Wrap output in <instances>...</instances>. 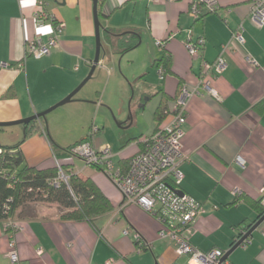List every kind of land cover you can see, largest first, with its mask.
I'll return each mask as SVG.
<instances>
[{"label":"crops","instance_id":"crops-1","mask_svg":"<svg viewBox=\"0 0 264 264\" xmlns=\"http://www.w3.org/2000/svg\"><path fill=\"white\" fill-rule=\"evenodd\" d=\"M36 1L0 0V123L47 111L77 89L93 66L91 0H42L50 17L45 25L51 26V19L57 21L63 26L62 33L49 55L39 60L24 57L27 42L36 37L47 42L50 37L48 28L36 29L32 18ZM192 1L98 0L104 42L108 30L137 31L139 43L121 55L127 66L121 77L103 62V55L111 52L106 46L84 88L67 103L69 116L55 127L48 114L37 124L45 122L49 138L60 149L88 140L98 150L103 142L97 136L106 134L108 127L117 124L120 130H130L119 133L121 141L110 148L114 167L124 170L143 141L170 123L181 88L198 87L202 61L213 63L222 56L226 69L207 74L215 96L198 87V93L187 100L182 152L188 159L179 170L183 176L180 191L202 206L189 235L190 244L202 253L218 249L226 254L261 213L257 203L264 187V25L258 27L249 19L254 0H216V11L203 6L199 19L189 15ZM240 24L242 48L230 44ZM187 31L192 40L205 39L197 57L185 49ZM226 45L229 48L224 51ZM162 56L169 57L171 69L160 79L161 67L155 63ZM246 56L256 66L248 65ZM110 86L120 91L117 95L125 103L128 100L124 109L106 102ZM162 102L166 113L157 122L155 113ZM19 127L12 134L15 143L25 132L24 126ZM20 150L30 167L42 170L55 165L50 141L42 131L32 130ZM237 157L243 167L236 163ZM61 161L70 165L69 173L91 179L113 210L95 220L96 231L87 222L60 219L56 204H32L35 216H16L19 230L12 234L19 264H188L187 256L178 255L173 243L160 238L157 219L135 204H125L113 183L96 168L77 167L70 157ZM263 230L264 224L229 254V264H264ZM8 242L0 222V264H13Z\"/></svg>","mask_w":264,"mask_h":264},{"label":"built area","instance_id":"built-area-1","mask_svg":"<svg viewBox=\"0 0 264 264\" xmlns=\"http://www.w3.org/2000/svg\"><path fill=\"white\" fill-rule=\"evenodd\" d=\"M158 2L160 0H149ZM177 2L181 0H167ZM206 7L208 11H216L218 5L216 0H193L190 5L189 15L195 19L202 16L201 7ZM37 31L44 28L50 31L47 42H43L40 37L29 41L25 45L24 57H31L39 60L51 53V50L58 45L59 37L63 26L51 19V26H46L45 22L50 19L46 11V3L42 0L35 2V9L32 15ZM249 19L252 23L261 27L264 25V0H254L250 8ZM188 40L185 49L191 57H197L202 53L205 46V39L200 37L192 40L190 31L186 32ZM243 27L240 24L232 33L230 44L242 48L244 45ZM162 46V42L157 43ZM229 45L223 47V50ZM246 63L252 67L256 66L254 60L245 57ZM202 72L198 81V87L215 96V91L211 87L208 73L213 71L219 74L226 69V62L222 56H218L213 63L202 61ZM160 79L164 78V72L160 68L158 71ZM197 86L189 89L182 87L175 100V107L172 120L169 124L155 131L151 136L143 141L144 146L134 156H132L125 169L115 168L112 163V152L107 146L95 150L89 141H84L70 148V158H79L87 167L100 168L103 173L113 183L115 188L124 198L125 204H135L144 211L153 215L161 225L159 231L160 238L169 240L174 244L178 255L188 257V264H229L224 259L225 252L218 249L202 253L195 249L189 242V235L192 226L202 213V206L191 196L183 193L179 195L182 183V173L179 165L188 158L182 152V138L184 137L185 112L187 100L195 95ZM96 130H93L95 132ZM1 153V150H0ZM236 163L243 167L240 157L236 158ZM58 169V177L67 183L68 177L63 173L62 161L55 160ZM260 202L264 206V187L260 189ZM12 227V233L19 230V225L8 223ZM264 234V230H263ZM8 258L13 264H19L15 252V240L9 235Z\"/></svg>","mask_w":264,"mask_h":264},{"label":"trees","instance_id":"trees-1","mask_svg":"<svg viewBox=\"0 0 264 264\" xmlns=\"http://www.w3.org/2000/svg\"><path fill=\"white\" fill-rule=\"evenodd\" d=\"M139 40L137 31L120 33L106 30L105 34V44L118 55L133 50ZM155 64L161 67L164 76L170 73L169 57L162 56ZM165 110L166 106L162 102L155 113L157 122L162 120L166 113ZM38 124L37 121L30 122L25 127L23 139L17 144L0 146V222L3 223L6 234L9 236L14 232L8 225L10 221L19 225L16 216L21 219L35 216V212L31 210L30 206L36 203L56 204L60 210V219L74 222L84 221L97 231L95 220L109 214L113 210V206L91 179H83L76 174L69 173L70 165L64 164L61 169L68 177L67 183H64L58 177L56 164L52 168L42 170L26 164L20 146L34 129L42 131L48 138L56 160L61 161L62 158L71 157L69 150L72 147L58 148L49 138L45 122ZM143 146L144 143H142V148ZM96 169L102 171L100 168ZM257 205L261 207V217L264 215V207L260 200Z\"/></svg>","mask_w":264,"mask_h":264},{"label":"rangeland","instance_id":"rangeland-1","mask_svg":"<svg viewBox=\"0 0 264 264\" xmlns=\"http://www.w3.org/2000/svg\"><path fill=\"white\" fill-rule=\"evenodd\" d=\"M100 39H101V44H102V52H105L107 45H105L103 36L100 35ZM121 57H122L121 55L113 54L112 51L110 52V55H108V56H107V54L103 55L104 64L110 69L111 73H115L119 77L122 76L123 70H125V67H127L126 64H124L125 60L122 61ZM112 60L116 61L115 65L111 64ZM120 61H121V63H120ZM101 85H102V87H101V91H102L104 88V86H103L104 83H102ZM83 88L84 87H82L76 94H79ZM119 92L120 91H116L115 87L110 86L109 88H107L106 89V95H105L106 102L108 104H110L111 106H113V108H117V106H119L122 109H124V107L128 103V100L125 103V99H122L121 95L120 96L117 95ZM118 102L121 104H118ZM67 107H68V104H65L61 107H58L54 111L50 112V114H48L49 122H50L52 127L58 126L59 123L63 122L64 119H66L69 116V111L67 110ZM128 117H129V113H128V116L126 118H128ZM19 129H20L19 126L0 128V146H13V145L17 144V142L15 143L14 139L12 138V134L15 133V131H19ZM128 131H130V130H120V128L118 127L117 124H115V126L112 125V126L108 127L106 134H102V135L97 136V138H100L103 142V145L99 149L104 148L105 146H107L109 148L113 147L116 143H119L121 141V140L119 141L118 134L119 133H125ZM22 139H23V134H22V136H20V139L18 140V142L21 141ZM74 160L76 162L77 167L80 165H84V163L81 159L74 158ZM99 172L101 175H103V177L105 179H107V181H109V183H111L110 180L108 179V177L102 171H99ZM113 187H114V185H113Z\"/></svg>","mask_w":264,"mask_h":264},{"label":"water","instance_id":"water-1","mask_svg":"<svg viewBox=\"0 0 264 264\" xmlns=\"http://www.w3.org/2000/svg\"><path fill=\"white\" fill-rule=\"evenodd\" d=\"M91 1L93 4V20H94V30H95V56L93 59V66H92L91 71L88 74L87 78L70 95H68L65 99H63L62 101H60L59 103H57L56 105H54L53 107L48 109L47 111L40 113V114H36L33 117H30L28 119H24L21 121L10 122V123H0V128L12 127V126H24V128H25L26 126H28L30 124V122L38 121V120L44 118L47 114L54 111L58 107H61L65 104L69 103L71 101L72 97L90 79L95 67L98 65L99 57H100V54L102 53V44H101V39H100L101 26H100L99 17H98V10H97L98 0H91ZM178 194L182 195L183 192L179 191ZM262 224H264V215H262L258 219V221L251 228H249V230L245 234H243V236L240 238V240L237 241V243L232 247V249L225 254L224 259H226L229 256V254H231L237 247L246 243L247 239L250 237V235L255 230H257Z\"/></svg>","mask_w":264,"mask_h":264}]
</instances>
